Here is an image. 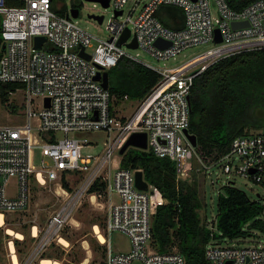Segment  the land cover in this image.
<instances>
[{
  "label": "built area",
  "instance_id": "2783aa9c",
  "mask_svg": "<svg viewBox=\"0 0 264 264\" xmlns=\"http://www.w3.org/2000/svg\"><path fill=\"white\" fill-rule=\"evenodd\" d=\"M107 1L113 11L106 26L108 35L98 37L73 19V5L62 11L59 5L53 7V0H0V83L13 82L22 87L25 120L20 124L0 123V214L5 221L7 212L28 205L32 181L56 183L55 193L61 196V202L42 229L32 225L36 229L32 236L40 232V245L54 240L66 246L59 241L61 230L73 219L82 199L93 203L105 192L106 230L100 241L105 246V264H130L133 259L143 264H184L183 255L175 247L159 252L152 246V214L163 202L157 186L147 182L146 189L136 187L134 171L139 168L115 165L110 180V171L107 175L105 170L111 169L112 152L119 150L129 134L144 131L145 149L172 159L176 180L190 181V158L195 154L202 167L217 165L227 176L240 175L260 184L264 192V128L234 136L228 149L210 163L201 161L184 133L189 123L193 77L221 57L264 48V0H250L238 8L231 7L227 0H132L126 14L127 0ZM162 4L182 9L180 27H168L157 18L155 10ZM115 10L120 13L115 14ZM232 21L247 24L232 27ZM215 28L219 41L214 40ZM126 29L128 36L118 44ZM37 35L44 37L38 47L34 41ZM156 39L165 45L157 46ZM133 40L136 46H128ZM206 41L213 45L174 67H153L130 51L140 48L156 59H167ZM81 48L89 58L80 54ZM122 56L159 73L158 81L138 99L128 117L113 112L108 87L94 78L98 70L114 65ZM14 89L8 90V95ZM55 131L65 136L56 138ZM86 131L105 133L100 152L82 153V147L92 143L81 136ZM68 132L74 134L67 136ZM201 172L204 179V170ZM9 176H15L11 192L5 185ZM95 181H103L105 187L89 191ZM225 184L233 182L226 180ZM111 189L115 190L116 201L110 199ZM257 199L264 204V193L256 191ZM111 230L127 235V249L111 250L106 236ZM244 238L211 234L204 246L207 264H264V240L236 243Z\"/></svg>",
  "mask_w": 264,
  "mask_h": 264
},
{
  "label": "trees",
  "instance_id": "16d2710c",
  "mask_svg": "<svg viewBox=\"0 0 264 264\" xmlns=\"http://www.w3.org/2000/svg\"><path fill=\"white\" fill-rule=\"evenodd\" d=\"M248 1L227 0L233 8ZM154 14L168 27L178 28L183 24V12L177 5L162 4ZM1 51L0 37V55ZM106 70L107 87L116 100L125 96L141 99L159 79L157 71L125 56ZM17 86L13 82L0 83V102L5 103L8 90ZM189 102L187 130L195 135L194 149L204 163L218 159L234 136L264 128V48L232 53L208 65L193 77ZM118 165L140 168L143 178L157 186L163 202L152 214V246L159 252L175 247L183 255L184 264H207L204 246L211 234L232 238L246 235L251 228L264 229L263 221L257 217L261 204L233 184L221 186L215 217L208 225L199 212L202 201L196 183L176 180L172 159L157 156L149 149L128 146ZM62 182L68 187L64 178ZM104 187L103 181H95L89 191ZM94 242L104 258L92 264H105V246Z\"/></svg>",
  "mask_w": 264,
  "mask_h": 264
},
{
  "label": "rangeland",
  "instance_id": "374dc122",
  "mask_svg": "<svg viewBox=\"0 0 264 264\" xmlns=\"http://www.w3.org/2000/svg\"><path fill=\"white\" fill-rule=\"evenodd\" d=\"M131 3L132 0H127L124 6V14L127 13ZM140 4L137 9L140 7ZM56 5H59L62 11L68 10L71 5H76L79 9V13L77 16L73 17V19L78 24L98 37H106L108 35L106 26L113 12L112 7L104 6L98 0H53V7H56ZM211 7L213 6L211 5ZM211 11L213 12V8ZM90 13L103 14L101 21L99 22L89 17L88 14ZM212 45V42L206 41L189 46L181 50L174 57H169L167 59H156L140 48L130 51L132 53H137L140 58L148 62L151 66L162 68L174 67L192 55L204 51ZM87 50H91V48H87ZM23 96L22 87H17L8 95V99L5 103L0 102V123L20 124L25 121ZM137 103L138 99L121 98L116 100L115 97L112 96L111 107L113 112L117 115L128 117L135 110ZM11 104L15 106H10ZM54 134L56 138L65 136L62 131H55ZM72 134L74 133L68 132L66 135L70 136ZM81 136L86 137L92 142L90 143L91 145H84L82 147V153L100 152L102 149V141L106 138L103 131H86L81 133ZM35 151V160H37L38 154L37 150ZM119 156L120 154L117 149L112 152V160L110 161L112 167L109 170L107 168L105 170L107 175L108 171H110L109 180L113 175V167L118 165ZM190 161V181L196 183L202 201L199 212L209 223L211 219L215 217L217 193L222 190L221 186L225 184L226 180L232 181L234 186L245 191L251 199L256 200V191H259L261 194L264 193L260 184L252 182L240 175L227 176L217 165L202 167L201 162L195 154L192 155ZM35 163L37 162L35 161ZM201 170H204V179ZM14 183L15 176H9L5 182L7 191L11 192L14 190ZM55 188H57V184L51 181H47L42 185L32 181L28 205L22 210L7 212L5 214V221L0 225V264H13L10 258L9 244H13L12 248L16 254L15 256H17V264H44L40 262L42 258L41 255H49L48 258L57 260L60 264H92L93 261H99L104 258V253L101 251V248L94 242L95 240L97 243H100L92 226L97 223L101 233L106 230L105 215L108 206V198L105 192H101V194L97 196V201L93 203L89 202L87 198L82 199L81 204L72 214L73 219L61 230V237H65L63 238L66 240V246H62L54 240L50 241L48 244L40 245V232L37 236H32V225H36L37 228L42 229L49 214L57 208L61 202V196L55 193ZM109 194L111 201L117 200L114 189H111ZM256 201L264 207L261 199H257ZM257 217L264 223V210H262ZM5 226L19 231L22 237L17 238L5 232ZM33 230L35 231V226ZM106 236L109 239V246L113 251L125 250L129 246L127 235L121 231L111 230ZM221 237L222 236L218 238ZM244 237L243 241H236V243H260L264 240V229L251 228ZM221 242L224 243V241ZM130 264L143 263L140 259H133Z\"/></svg>",
  "mask_w": 264,
  "mask_h": 264
},
{
  "label": "water",
  "instance_id": "95a60500",
  "mask_svg": "<svg viewBox=\"0 0 264 264\" xmlns=\"http://www.w3.org/2000/svg\"><path fill=\"white\" fill-rule=\"evenodd\" d=\"M102 5L107 6L108 1L107 0H98ZM70 13L72 16H77L79 13V9L77 6H73L70 8ZM115 14L120 13V10H115L114 11ZM89 17H92L93 19H96L97 21H101L102 19V14H94V13H90L88 14ZM232 27H239L242 24H247L246 21L244 22H239V21H232L231 23ZM129 34L128 29H126L124 31V33L122 34V36L119 38V40L117 41L118 44H120ZM44 40V37L41 35H37L34 37V41H35V46H40V43ZM214 40L215 41H219L220 40V35L218 32V29L215 28L214 29ZM154 43L157 46H163L165 45V42H163V40L161 39H156L154 41ZM128 46L131 47H135L136 43L133 40L132 42L128 43ZM80 54H82L84 57L89 58V55L86 54L83 51V48L80 49ZM95 79H99L101 84L104 87L108 86V72L106 69L101 70V71H97L94 75ZM48 98L46 97V103H47ZM184 133L186 134V136L188 137V139L190 140L191 144L193 146H195L196 144V139H195V135L188 132L187 129L184 130ZM128 146H133V147H138V148H142L145 149L146 148V136H145V132L144 131H133L129 134V136L126 138V140L123 142V144L121 145V147L119 148L118 152L119 154H122L124 152V150L128 147ZM134 183L136 185V187L140 188V189H146L147 188V181L143 178V174H142V170L136 169L134 171ZM224 264H228V263H224Z\"/></svg>",
  "mask_w": 264,
  "mask_h": 264
},
{
  "label": "bare ground",
  "instance_id": "6f19581e",
  "mask_svg": "<svg viewBox=\"0 0 264 264\" xmlns=\"http://www.w3.org/2000/svg\"><path fill=\"white\" fill-rule=\"evenodd\" d=\"M4 223V220L2 219V215L0 214V225H2ZM34 227V226H33ZM33 227H32V235H35L36 234V229L35 231L33 230ZM93 228V231L96 235V237L98 238L99 241H103L104 240V235L101 233V231L99 230L98 226L96 224H93L92 226ZM5 232L9 233V234H12L13 236L17 237V238H21L22 237V234L17 231V230H14L13 228L9 227V226H5ZM59 241L61 243H66V240L61 237H59ZM9 242V241H8ZM13 244H9V253H10V258H11V261L13 264H17V256H15V252L13 251ZM41 263H51V264H60L59 261L57 260H53V259H50L48 257H42L41 260H40Z\"/></svg>",
  "mask_w": 264,
  "mask_h": 264
}]
</instances>
